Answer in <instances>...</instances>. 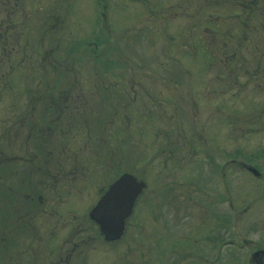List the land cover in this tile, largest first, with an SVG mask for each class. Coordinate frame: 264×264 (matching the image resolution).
<instances>
[{
	"label": "rangeland",
	"instance_id": "1",
	"mask_svg": "<svg viewBox=\"0 0 264 264\" xmlns=\"http://www.w3.org/2000/svg\"><path fill=\"white\" fill-rule=\"evenodd\" d=\"M59 1L33 0L36 9L32 18L38 21L37 27L32 21L29 25L35 27L30 29L12 22L14 36L7 33L0 37V153L4 158L27 156V150L22 149L25 134L20 131L16 139L11 133L15 115L29 110L32 93L43 97L45 90H51L54 97L65 96V92L69 97H83L68 112L75 118L83 115L84 121L93 125L89 135L101 141L95 142L93 154L83 130L76 128L67 135L68 152L74 158L73 164L66 161L64 167L71 175L46 195L50 215L38 214L36 219L42 227L54 228L55 243L67 231L69 240L82 237L90 241L86 234L94 236L92 243L82 245L83 256L75 259L72 255L68 264H160L169 249L156 245L161 230L158 198L152 191L171 190L170 170L183 179L192 173L186 162L177 163L175 157L185 153L180 143L198 140L196 132L207 143L225 142L227 206H250L240 221L251 222L253 178L229 159L242 156L251 160L253 148L264 136L263 130L255 128V121L264 119V2L67 0L64 9ZM41 3L45 9L38 8ZM48 5H53V11L59 9L54 14L61 19L66 37L42 36L43 28L51 23ZM5 24L3 21L2 28ZM17 31H22L19 37ZM188 43L194 52L188 50ZM79 45L83 47L74 51ZM200 47L219 57L235 51V63L226 69L219 65L221 59L202 53ZM257 60L262 64L259 69L254 66ZM78 82L81 89L75 93ZM101 97H110V106ZM83 99L86 105L80 103ZM102 106L105 109L100 110ZM90 114L97 115L96 123H91ZM2 167L6 169L3 207L8 208L15 198L5 194V186H13L21 195L27 184L15 176L12 182V176L7 175L9 167ZM18 167L20 176L26 174L27 165ZM121 172L145 180L147 187L127 220L122 241L108 244L95 234L88 211L97 189ZM166 195L164 200L171 201V192ZM20 200L18 197L15 204ZM169 205L163 208L167 221L171 218ZM227 211L228 222L232 211ZM136 222L141 225L137 227ZM6 223L3 243L10 253L13 239L23 244L30 234L26 226L21 230ZM12 227L16 228L14 235L8 234ZM144 245L146 261L139 263L138 250ZM3 253V264H10L8 253ZM58 253L55 248L52 255Z\"/></svg>",
	"mask_w": 264,
	"mask_h": 264
},
{
	"label": "flooded vegetation",
	"instance_id": "2",
	"mask_svg": "<svg viewBox=\"0 0 264 264\" xmlns=\"http://www.w3.org/2000/svg\"><path fill=\"white\" fill-rule=\"evenodd\" d=\"M59 2L65 9L67 0ZM45 6L41 3L38 8L45 9ZM48 6L50 8L47 15L51 23L43 28L42 36L48 33L51 37H66V33L62 30L61 19H57L54 14L59 9L53 11V5ZM35 9L33 0H0V37L6 36L7 33L14 36L12 22H19L18 24L24 28L27 26L29 29L37 27L36 22L38 23V21H35V16L34 19L32 18ZM3 21L6 23L4 28H2ZM30 21L36 25H29ZM21 34L22 31H17L16 36L19 37ZM41 98L46 97H29V110L21 111L19 115H15L13 129L25 134L22 149L27 150L28 157L10 158L14 165L13 173L10 176H12V182L13 176L20 177L18 180L27 184V190L20 193L21 195H18V192L12 188L11 192L6 191L5 194L10 196L13 194L14 198L17 196L21 198L19 206L11 205V213H8L3 207L4 174L2 164L4 158L0 153V264H3L2 260L6 255L3 252L8 253L3 243L7 221L10 222V225L14 224L21 230L26 226L27 232L30 234L26 243L21 244L18 240H12L10 253L7 254V261L10 264H68L72 255L75 259L83 256L85 250L82 245L88 242L92 243L91 241L94 239L92 234H86L90 241H86L82 237L78 240H69V231H67L64 236L60 237V241L55 243L52 238L54 228L47 224L42 227L36 221L39 218L38 214L45 217L50 215L46 197V195L49 196L50 189L57 186L58 182L61 183L62 178L71 175L64 167L66 161L73 164V158L67 157L69 148L66 142V133L72 125L79 129L83 122V115L75 118L71 113L69 115L73 119L67 122V112L65 113L61 109V100L53 102L49 97L46 100L47 103H44L46 101ZM78 99L79 97H76V100ZM51 105L54 109L45 108ZM220 117L224 121L226 120L224 113L220 114ZM258 117L261 118V115L254 119ZM255 122V128L264 132V119ZM196 134L198 140L194 137L196 141H188L187 144L180 143L182 147H185V153L180 155L182 157H175L177 163L186 162L192 173L187 174L185 176L187 178L183 179L181 177L183 175L170 170L168 174L171 176V190L152 191L155 192L156 199L158 198L157 213L160 220L158 229L161 230L157 235L156 245L158 248L169 249L160 259V264H264V205H262L264 203V136L253 148L251 160L242 156L240 157L242 159H229L231 165H237L253 178L254 196L252 212H250L252 221L246 222L244 217V221L240 220L250 206H227L226 168L228 160L225 142H219L217 145L210 141L207 143L205 138L201 137L200 132H196ZM196 156L199 158L195 159ZM236 156L238 155L236 154ZM19 164H25L28 168L26 174L22 176L19 175ZM32 165H36L37 168H30L29 166ZM248 166L253 167L257 173H251L247 169ZM144 182L145 186L136 197L132 211L138 197L146 192L147 182L145 180ZM107 185L97 189L95 202ZM170 192L171 201L164 200L167 197L166 194H170ZM148 193L150 194L151 191ZM151 194L148 197H152ZM142 201L146 202L147 197ZM25 202L27 205L22 206ZM168 204L171 206L170 221L163 218V208L165 209ZM227 209L232 211L228 222ZM131 214L124 221V229L117 239L104 238L100 235L97 225L92 220L90 221L95 234L101 236L105 243L113 244L122 241L127 220ZM135 224L138 227L141 222ZM15 227L10 229L14 230ZM47 228V233L43 237V232ZM140 238L143 239L141 236ZM21 240L23 241V239ZM67 243H69V247L66 246ZM75 247L78 248L77 252L74 251ZM55 248L59 252L56 256L52 255ZM146 248L147 245H144L142 249L138 250L139 263L146 261L144 253ZM38 252L40 255L37 254ZM44 256H47V260H44Z\"/></svg>",
	"mask_w": 264,
	"mask_h": 264
},
{
	"label": "water",
	"instance_id": "3",
	"mask_svg": "<svg viewBox=\"0 0 264 264\" xmlns=\"http://www.w3.org/2000/svg\"><path fill=\"white\" fill-rule=\"evenodd\" d=\"M247 169L255 174L256 170ZM145 183L128 172L119 173L105 188L88 211V217L106 239H117L124 229V221L130 215L134 201Z\"/></svg>",
	"mask_w": 264,
	"mask_h": 264
},
{
	"label": "trees",
	"instance_id": "4",
	"mask_svg": "<svg viewBox=\"0 0 264 264\" xmlns=\"http://www.w3.org/2000/svg\"><path fill=\"white\" fill-rule=\"evenodd\" d=\"M221 0H215V1H212V0H202V4H211V3H219ZM262 2H264V0H261ZM236 5H238V3L236 2ZM244 6L242 3H239V5L238 6ZM245 8V7H244ZM188 42V41H187ZM191 44L190 43H188L187 44V46L189 47L188 48V50L190 49V48H192L193 49V52H194V48L192 47V45L190 46ZM81 47H83V45H79V46H77V47H74V51H78L79 50V48H81ZM201 48V47H200ZM68 49V48H67ZM196 49H198V48H196ZM202 50H203V52L202 53H206V54H208V55H210V56H213L214 57V59L215 58H218L219 59V61H220V59H221V61L219 62V65H221L222 64V66H224V67H226V69L227 68H229V67H231V65L232 64H234L235 62H234V60H235V58H236V52L235 51H232V52H230V53H228V54H226V55H224V56H222V57H219V56H214L210 51H206V48L204 47V49L203 48H201ZM73 51V52H74ZM69 51H67V53H68ZM66 53V52H65ZM194 54V53H193ZM264 54V53H263ZM240 55V54H239ZM237 56H238V54H237ZM260 59V58H259ZM258 59V60H259ZM256 61L255 62V69H259V68H261L262 67V64H260V61ZM215 61V60H214ZM237 61H239V58H237ZM234 62V63H233ZM264 67V66H263ZM48 86H49V84H47V88H48ZM76 86H77V91L75 92V93H79L80 92V85H79V82L78 83H76ZM106 93L107 92H105V94H104V96H106ZM48 95V96H47ZM35 96V94H33L32 93V97H34ZM43 97H45V96H47L46 98H41V100H43L44 99V101H46V100H48V98L49 97H51L50 99H52V101L53 102H56V101H60L61 100V104H62V107H61V109H63L64 111H65V113L67 112V114H66V117H67V122H70L69 120H72L73 118H71L70 117V112H68L69 111V109L72 107V106H74V104L76 103V97H69V95H68V93H66L65 92V96L63 97H58V96H56V98L54 97V95H53V93H51V90H49V93L45 90V92L43 93V95H42ZM82 98L83 97H79V99L80 100H82ZM99 99H100V97H99ZM98 99V100H99ZM101 100H103L104 101V103L105 102H107L108 103V105L110 106V104L112 103L111 101H110V97L107 99V97H101ZM43 103V102H42ZM44 103H47V101L46 102H44ZM74 103V104H73ZM82 104H85L86 105V100L85 99H83V101L81 102ZM85 105H83V108H85ZM46 109H49V110H52V109H54L53 107H52V105L51 106H49V107H45ZM102 109H105V107H103L102 106V108L100 109V110H102ZM84 110V109H83ZM103 111H99L98 113H102ZM108 114V113H107ZM86 118H88V117H86ZM89 118H91L90 120H91V123H96V119H97V115H93V114H90V117ZM91 127H93V125H91V124H88V121L85 119V121H84V119H83V122L81 123V127L79 128L80 130H83V133H84V135L86 136V139H85V142H86V145L87 144H90V146H91V149H93L94 151H93V154H95L96 153V151H97V145L95 144V142L96 143H98V142H100L101 141V139L99 138L98 139V137L95 139V138H92L89 134L91 133V130H90V128ZM74 129H76L73 125H72V127L69 129V130H67V133H66V136L68 135V134H70V133H72V131L74 130ZM79 129H77L78 131H79ZM12 130H14V129H12ZM22 132V131H21ZM16 135H19V132H17V131H13L12 133H11V136H13V137H16ZM89 135V136H88ZM94 136V135H93ZM85 144V143H84ZM99 144H101V143H99ZM92 145H93V147H92ZM103 145L101 144L100 145V147H102ZM86 148H84V150H85ZM25 157H28V155L27 156H25ZM67 157L68 158H74V154H70L69 152H68V154H67ZM4 158V157H3ZM109 160H111V159H113V156H109V158H108ZM4 160H5V162H3V164H4V166L7 168V167H9L8 168V174L7 175H12V173H13V167L12 166H14L13 165V163L11 162V160H10V158L9 157H7V158H4ZM108 160V161H109ZM107 161V162H108ZM110 162V161H109ZM30 168H37V166L36 165H32V166H29ZM3 173L4 174H6V169L4 168V171H3ZM117 175H115V177H116ZM18 178H20V177H18ZM11 180H12V178H10ZM6 188V191H8L9 192V188H12V187H10V186H5ZM13 198H14V196H13ZM17 198H18V196H17ZM17 198H15V200L17 199ZM15 200H14V203L12 204V205H15ZM21 204V202L18 204V205H20ZM11 206V205H10ZM10 206L8 207V208H5V209H7L6 211H10L9 213H11V210H10ZM9 233L8 234H12V235H14L15 234V230H16V228L14 229V230H12V229H10L9 228ZM4 233H5V229H4Z\"/></svg>",
	"mask_w": 264,
	"mask_h": 264
}]
</instances>
